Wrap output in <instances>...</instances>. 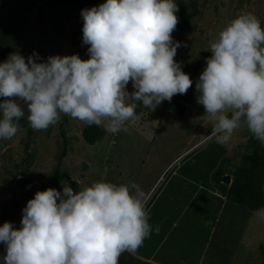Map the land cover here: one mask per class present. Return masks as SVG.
Returning a JSON list of instances; mask_svg holds the SVG:
<instances>
[{"label": "clouds", "instance_id": "obj_1", "mask_svg": "<svg viewBox=\"0 0 264 264\" xmlns=\"http://www.w3.org/2000/svg\"><path fill=\"white\" fill-rule=\"evenodd\" d=\"M176 12L175 0H105L81 11L88 59L54 55L38 62L36 54L27 60L18 52L9 54L0 62V139L20 131L26 111L30 127L38 131L63 114L108 133L128 132L136 101L154 111L174 95L186 94L192 80L174 60L181 46L172 37ZM209 50L195 87L204 116L214 121L210 135L223 144L246 128L264 144L260 19L251 13L233 19L209 42ZM130 81L131 93L126 90ZM22 211L20 228L7 221L0 226L5 264H118L122 253H135L153 230L144 193L131 181L100 180L75 192L68 184L62 192L38 190ZM254 215L264 220V209Z\"/></svg>", "mask_w": 264, "mask_h": 264}, {"label": "rangeland", "instance_id": "obj_2", "mask_svg": "<svg viewBox=\"0 0 264 264\" xmlns=\"http://www.w3.org/2000/svg\"><path fill=\"white\" fill-rule=\"evenodd\" d=\"M177 1L175 0V3ZM194 1L196 13L190 15L187 31L180 34L173 32L172 37L174 42H180L181 45L174 60L180 63L187 73L199 78L206 67L207 59L212 55L209 42L214 40L233 19L251 13L260 19L261 27L264 28V0ZM32 24L36 25L37 29L45 26L44 23L40 24L37 21ZM70 29L72 30V26L67 25L64 33L59 35L46 27V39L40 43L29 37L33 34L31 32L28 36L30 40L27 44L25 42L26 46L19 54L26 60L28 56L36 54L34 58L38 62L47 61L49 56L54 55L78 54L81 59H88V47L71 43L68 35ZM126 90L129 93L134 91L131 81ZM194 94V100L187 104V110L183 115L164 109L161 104L154 111H150L143 106L142 101H136V116L134 122L127 125L129 131L116 134L105 131L104 137L94 144L87 143L81 136L85 123L68 116L66 124L68 151L58 169L59 176L55 179L51 177L56 166L55 154L61 140L59 137L61 119L47 130L39 131L32 129L27 122L12 139H0V226L6 221L12 223V217L21 204L20 196L26 190L33 198L36 191H43L49 187L62 192L64 184H68L75 192L100 180L117 185L131 181L142 190L146 203L151 194L152 196L156 193L161 194V189L167 186L171 178L172 181L163 196L186 173L188 175H196V171L208 173L211 168L209 165L206 167L195 164V167L191 166L185 170V165L193 162L194 155L199 149L209 142H217L216 137L210 135L214 121L211 117L204 116V106L197 103L196 87ZM24 117H27V111ZM27 128L32 130L30 136ZM247 138V129L241 128L234 131L230 139L223 143L230 152V164L239 163L241 155L247 151ZM28 141L29 144L26 146ZM195 149L197 151L193 153ZM190 152L192 153L189 154ZM203 154L208 153L204 151ZM164 177L165 181L161 182L160 179ZM209 177L211 178L210 174ZM160 182L159 188L152 193V189ZM207 189L208 186L204 192H207ZM14 190L19 193H14ZM216 190L222 194V191L217 188ZM190 193L191 189L185 195L188 196ZM219 203L220 200L213 193L210 206L218 208ZM260 209H264V205L254 210L248 220L247 215L241 213V218L231 221L226 227L224 236L231 237L232 243L233 235L239 234L240 239L239 245L235 248L236 254L230 258L229 264H264V220L254 215ZM150 238L152 237H147V243ZM128 253L125 251L121 254L118 264H145L138 259V262H131L133 259ZM213 262L214 259L210 255L204 264Z\"/></svg>", "mask_w": 264, "mask_h": 264}, {"label": "trees", "instance_id": "obj_3", "mask_svg": "<svg viewBox=\"0 0 264 264\" xmlns=\"http://www.w3.org/2000/svg\"><path fill=\"white\" fill-rule=\"evenodd\" d=\"M104 2L105 0H0V62L5 61L9 54L13 52L19 53L26 46L27 41L30 40L28 36L31 32L33 34L29 37L34 38L38 43L44 41L46 39V27L62 35L67 25H71L72 30L70 29L68 32L71 43L77 46L89 47V45L83 43V18L81 11L85 8L98 7ZM176 4L178 7V12H176L178 24L173 32L180 34L187 31V24L192 14L196 13V6L194 0H178ZM34 21L40 24L44 23L45 26H40L37 29L36 25L32 24ZM181 67L187 73L185 68ZM189 76L192 80V86L187 93L176 94L170 102L166 100L161 103L164 109L176 111L180 115L186 112L187 104L192 103L195 98L194 88L198 80V78L190 74ZM3 99V97H0V101ZM60 119L59 137L61 140L55 154L56 166L52 179L59 176L58 169L68 151L66 124L69 117L61 115ZM27 122V117H22L19 121L20 127H23ZM247 132V151L241 155L239 163L230 164V158L227 155L222 156L226 152L223 144L209 142L201 150H193V153L197 151L193 162L185 165V170L191 166L195 167V164L200 166L209 165L211 167V182L217 189L222 191L224 196V198H220V206L218 208L214 207L211 213L210 211L206 213V220L210 221V230L208 231L207 228L204 244L201 245L197 241V245H201V250L197 251L196 242L194 245L186 247L182 245L180 256L187 264H204L206 258L210 255L214 259L211 264H229L230 258L236 254L235 248L239 245L240 239L239 234H235L233 235L232 243L231 237L224 236L226 227L231 221L241 218V213L244 216L247 215L246 219L248 220L254 210L264 205V144L255 139L248 130ZM27 133L28 136L32 134L31 128H27ZM104 134L105 129L103 127L87 125L86 123L81 132L82 138L89 144H94L101 140ZM28 144L29 141L26 146ZM204 151L208 154H203ZM221 156L219 164H215L216 160L214 158L219 159ZM226 172L231 175V182L225 185L221 181V177ZM187 175L186 173L180 177V180H185ZM13 192L19 193L15 190ZM20 198L23 200L31 199L30 192L26 190L21 194ZM200 198L202 196H198L197 199ZM193 200L196 201V199ZM227 231L229 232L230 230L227 228Z\"/></svg>", "mask_w": 264, "mask_h": 264}, {"label": "crops", "instance_id": "obj_4", "mask_svg": "<svg viewBox=\"0 0 264 264\" xmlns=\"http://www.w3.org/2000/svg\"><path fill=\"white\" fill-rule=\"evenodd\" d=\"M225 148L226 152L222 156L228 155L230 158L228 147L226 146ZM222 156L215 161V164H219ZM210 173L211 170L209 168L208 173L202 172L196 173V175H187L185 177L186 181L179 179L168 190V193L163 196L172 181L171 178L167 186L161 189V194L156 193L154 196H150L152 198H149L150 201H146L145 207L150 217L149 224L153 229L149 235L152 238L147 243L146 237L143 244L135 253H128L133 259L131 262H138L139 260L145 264H187L180 256L182 245L186 247L194 245L195 242V245H197V241L201 245L205 243L208 228L206 226L210 224V221L208 222L206 220V213L208 211L211 213V210L214 208V206L210 207L213 200V193L219 200L223 197L212 184L211 178L209 177ZM225 174L229 173L226 172ZM164 179L165 177L162 181H165ZM190 183L193 186H190ZM205 186L206 188L208 186L209 189H207V192H202V190L206 191ZM189 189L192 190V193L186 196L185 193L189 192ZM148 194L145 196L146 198ZM198 196H202V198L197 199ZM193 199H196V201ZM27 201L21 200L20 207L18 206L15 215L12 217V225L14 228L21 227L22 210L26 206ZM215 205L217 206V204ZM157 226H159L158 232L155 230ZM200 244L199 246L197 245V251L201 250ZM4 255H6V246L0 242V264H5L3 260Z\"/></svg>", "mask_w": 264, "mask_h": 264}, {"label": "water", "instance_id": "obj_5", "mask_svg": "<svg viewBox=\"0 0 264 264\" xmlns=\"http://www.w3.org/2000/svg\"><path fill=\"white\" fill-rule=\"evenodd\" d=\"M221 180H222V182L227 184L231 181V176L229 174H224V175H222Z\"/></svg>", "mask_w": 264, "mask_h": 264}]
</instances>
